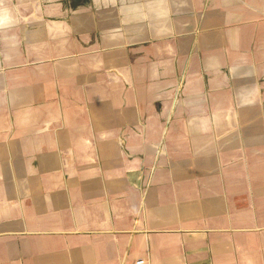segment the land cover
I'll return each instance as SVG.
<instances>
[{"label":"crops","instance_id":"obj_1","mask_svg":"<svg viewBox=\"0 0 264 264\" xmlns=\"http://www.w3.org/2000/svg\"><path fill=\"white\" fill-rule=\"evenodd\" d=\"M0 6V264H264V0Z\"/></svg>","mask_w":264,"mask_h":264},{"label":"clouds","instance_id":"obj_2","mask_svg":"<svg viewBox=\"0 0 264 264\" xmlns=\"http://www.w3.org/2000/svg\"><path fill=\"white\" fill-rule=\"evenodd\" d=\"M15 23L12 12L7 7L0 6V27L11 26Z\"/></svg>","mask_w":264,"mask_h":264}]
</instances>
